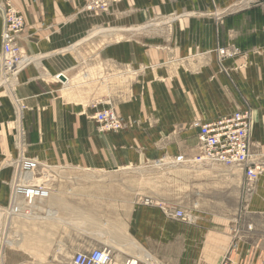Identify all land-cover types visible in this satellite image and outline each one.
<instances>
[{
  "label": "crops",
  "instance_id": "0c3cea01",
  "mask_svg": "<svg viewBox=\"0 0 264 264\" xmlns=\"http://www.w3.org/2000/svg\"><path fill=\"white\" fill-rule=\"evenodd\" d=\"M9 2L25 17L18 44L32 61L15 86L24 109L17 114L0 96V212L11 204L17 157L51 169L48 185L112 186L97 197L53 187L32 218H12L6 234L0 228L3 264H59L61 248L108 249L114 264H221L228 254L235 264H264V175L249 193L237 167L174 164L196 154L194 122L244 110L264 164V0H120L103 13L86 11L84 0ZM3 28L2 17L0 56ZM93 102L115 106L126 130L101 134ZM151 164L165 167L158 182L167 194L179 197L184 186L189 210L165 201L184 219L134 204L117 186L126 182L115 173ZM47 211L57 218L43 219ZM69 215L91 216L92 226L68 237L61 217L67 224Z\"/></svg>",
  "mask_w": 264,
  "mask_h": 264
},
{
  "label": "built area",
  "instance_id": "2783aa9c",
  "mask_svg": "<svg viewBox=\"0 0 264 264\" xmlns=\"http://www.w3.org/2000/svg\"><path fill=\"white\" fill-rule=\"evenodd\" d=\"M85 10L90 12H105L111 5L120 0H84ZM0 0V7L3 8L2 17L4 28L1 34L2 54H1V77L10 80L15 77L24 60L21 56L20 48L17 44L18 36L23 32L25 21L23 15L11 5L3 4ZM221 55L225 51L221 50ZM60 80V76H57ZM99 102L93 104L95 110L94 119L101 133H118L124 129L122 118L118 116L115 109L109 105ZM252 112L250 110L236 111L228 117H223L212 122L198 124V145L201 158L198 161L206 165L220 164L230 167L241 168L245 175L247 191L253 188L256 181L264 172V164H253L250 162L252 156ZM176 163L186 162L184 156L175 159ZM17 171L15 179L11 185V192L14 195L12 205L8 211L18 213L21 202L32 204L37 200L47 199L50 189L43 185L31 183L29 178L38 169V163L20 157L16 163ZM245 185V186H246ZM141 203L145 206H153L152 199H144ZM166 214L170 218L184 219V214L174 208L166 209ZM70 264H114L112 253L108 249L93 248L87 251L76 253ZM126 264H133L128 261ZM136 264H138L136 262ZM221 264H235L229 254L226 255Z\"/></svg>",
  "mask_w": 264,
  "mask_h": 264
},
{
  "label": "rangeland",
  "instance_id": "374dc122",
  "mask_svg": "<svg viewBox=\"0 0 264 264\" xmlns=\"http://www.w3.org/2000/svg\"><path fill=\"white\" fill-rule=\"evenodd\" d=\"M2 2H3V4H6L7 3V4L11 5L14 9L18 10L17 8H15L9 2V0H2ZM7 4H6V6H7ZM18 11L23 15V13L20 10H18ZM93 13H103V12H93ZM215 14H216L215 12L212 13L213 16H215ZM23 17H24V15H23ZM0 18H2V14L1 13H0ZM24 21H25V17H24ZM24 29H25V27H24ZM21 33H23V32H21ZM19 36H18V39H19ZM18 39H17V44H18ZM18 46H19V44H18ZM19 48H20V46H19ZM221 50H223V49H219V51H218L220 55H221V53H220ZM20 51H21V56H22L23 60H25V61H24V64L21 66L19 73L15 77L11 78L10 80H4L1 77V72H0V78H2V79H0V96L1 97L2 96H5L6 98H8L11 101V103H12V105H13L16 113H17V107H19L20 111H22L24 109V107H23L24 102H23V100H21V99H19L17 97V95L15 93L16 92L15 86L17 85L16 83H17V81L19 79V76H20L21 72L32 61L31 60V57L25 55L24 52L21 50V48H20ZM221 56H223V55H221ZM224 56H231V54L226 53ZM26 57H28L30 59H28V58L26 59ZM0 67H1V57H0ZM133 78L134 77L131 75V79H133ZM9 82H10V85H9ZM5 87H6V89H5ZM15 100L17 101V104H16ZM94 103L95 102H93L91 104V106H93ZM100 104H101L100 106L107 105V104H102V103H100ZM109 106L111 107V105H109ZM112 107L115 109V111L118 114V116L120 118H122V116L118 112L117 108L115 106H112ZM94 114L95 113H93V112L91 114V119L93 121H95ZM122 119L124 120V118H122ZM9 122L10 121H8L7 124H9ZM124 122L125 123H124V129L123 130H126V128H127L128 125H127V122L126 121H124ZM95 123H96V121H95ZM200 123L201 122H198L197 121V122H194L192 124V129L195 130V133L196 134H197V131H198L197 125L200 124ZM251 131H252V127H251ZM15 141H17V133L15 135ZM16 143L17 142H15V144ZM252 151H253V143H252ZM252 155L253 156H251V159H250V162L251 163L256 164V165L262 164V163H260V162L257 161V160H259L258 158H254L255 157V154L253 152H252ZM181 156H184V155H181ZM25 158L30 159V160H33V161H35V162L38 163V169L33 174V178H35L36 180L39 179V183L38 182L37 183L38 184H45L46 187L48 189H50V190L51 189L53 190V187L54 188L61 187V188H64V189L67 188L68 195L71 196V195H76V193H78V191H80L82 188H85L86 187L87 191H89V194L92 197H94V196L97 197V192L98 191H101L102 194H105L106 192H108L110 190V187L112 186V185L107 184V183H92L90 180H89L90 183L89 182L82 183L81 181H79L80 183H75V182H73V183H65V184L54 183L52 185L50 183V185H48L49 184L48 183V180L50 178L53 179V174L51 172L52 170L51 169H47V168H43V166H41V163L38 162L36 159H31V158H28V157H25ZM184 158L186 160V162H184V163H189L190 165H193V166L194 165H196V166H204V165H202L198 161V158H201L199 145H197L196 154L193 157L184 156ZM19 159L20 158L17 157L15 160L11 161V163H10V165H12L13 169L15 168V172L17 171V165H16V163H17V161ZM174 164L175 165H178L179 163H176V161H174ZM181 164H183V163H181ZM210 165H212V164H210ZM206 166H208V165H206ZM164 168L165 167L157 166L156 164H151V165H145L144 167H141V168H133V169H130V170H127V171H121L119 173H115L116 175L118 174L119 176H124L125 179H123V180L126 182V183L123 182V183H121L120 185H117V186H121V188L123 189L122 191H125V192L126 191H128V192L131 191L132 192V195H133L132 202L134 204H137V203L142 204L141 201L144 200V199H147L146 197H149V199L153 198L152 200L154 201V205H157V206H160V207H165L166 209H172V208H174V207L171 206L170 203H166V202H174L175 204H177V207L178 208L184 209V210H189L187 207L188 206H191L192 202H191V200L188 199L187 193L185 192V188H184V186L182 184H180L179 197H176V195H171L170 193L167 194L164 191V188L161 187L162 186V183H159L158 182V180L162 176H166L168 174V173L164 172L165 171ZM239 169H241V168H239ZM263 175H264V172L260 176L259 180L263 177ZM244 178H245V175H244ZM38 184H36V185H38ZM245 185H246V180H245ZM254 185H253V188L252 189L248 190L249 193H251L252 190H254V188L256 186V185L255 186ZM246 187H247V185H246ZM162 192H164V194H162ZM248 192L247 191L245 192L246 193L245 194V199H241V203H239V208L240 209H241V206H242L243 209L244 208L246 209V206H247V204L249 202L248 199H246V195H248ZM102 194L100 195L101 197L104 196ZM161 195H165L166 196V198L163 199L164 201L160 198ZM94 203H95L96 207H98V204H97L98 201L95 200ZM11 205H12V203H11ZM101 207H102V205H101ZM0 214H2V215H0V226H1L0 228L1 229H3V227L6 228L5 225L7 224L6 221L8 220V227H7V230H8L9 227H10V221H9L10 219H8V218H10L9 216H11V214L8 211L7 208H3L2 209V212H0ZM46 216L47 217L50 216L51 218H45ZM16 217L25 218V217L18 216V215L17 216H14V218H16ZM32 217H33V215H32ZM32 217H29V218H32ZM56 218H57L56 217V214H54L52 211H47V213L43 216V219H46V220H49V221L55 220ZM96 218H100L101 219V221H102L101 224L102 225L107 224L108 216H100V217H96ZM184 218H185V215H184ZM26 219H27V217H26ZM64 219H66V218L61 217V226L64 227V228H66V229L68 228V232H67L68 233V237L73 236L76 233L75 232V229L76 228L91 227L92 226V224H91V216H88V217H81V216L80 217H77L75 215H72V216L69 215L68 216V219H67V224L63 223V220ZM0 238H1V235H0ZM7 239H6L7 242H13V239L12 238H7ZM16 240L18 241L19 238L16 239ZM3 242H4V239H3L2 243ZM19 243H21V242H19ZM5 244H7V243H5ZM8 244H10V243H8ZM58 250H59V254H58L59 257L57 258V263H59V264H70L73 256L76 253L82 252V251H87L88 249H82V250L76 252L75 254H74V252L76 251V249H73V248H61V249H58ZM0 264H3V262H2L1 259H0Z\"/></svg>",
  "mask_w": 264,
  "mask_h": 264
},
{
  "label": "bare ground",
  "instance_id": "6f19581e",
  "mask_svg": "<svg viewBox=\"0 0 264 264\" xmlns=\"http://www.w3.org/2000/svg\"><path fill=\"white\" fill-rule=\"evenodd\" d=\"M0 12L3 13V8H1V7H0ZM27 58H28V57H26V59H27ZM28 59H30V58H28ZM76 60H77V59H76ZM24 61H25V60H24ZM27 62H28V61H27ZM25 67H26V66H25ZM82 68H83V67H82ZM82 68H81V69H82ZM22 69H23V68H22ZM87 69H89V68H87ZM84 70H85V69H84ZM88 71H89V70H88ZM86 72H87V71H86ZM82 75H83V74H82ZM92 75H93V74H92ZM65 76H66V75H65ZM93 76H94V75H93ZM66 77H67V76H66ZM56 78H57V77H56ZM99 78H101V77H99ZM0 79H2V78H0ZM85 79H86V78H85ZM80 80H82V79H80ZM65 81H66V80H65ZM65 81H64V82H65ZM10 82H11V81H10ZM10 82H9V85H10ZM12 82H13V81H12ZM65 83H66V82H65ZM7 84H8V83H7ZM66 84H67V83H66ZM71 84H72V83H70L69 85H71ZM91 84H92V83H91ZM67 85H68V84H67ZM69 85H68V86H69ZM5 86H6V85H5ZM12 86H13V85H12ZM12 86H11V87H12ZM7 87H8V86H7ZM70 88H71V87H70ZM5 89H6V87H5ZM8 89H9V88H8ZM10 90H11V89H10ZM20 138H21V137H20ZM251 139H252V138H251ZM20 140H21V139H20ZM26 147H27V146H26ZM252 156H253V155H252ZM188 160H189V159H188ZM188 160H187V161H188ZM195 162H196V161H195ZM178 165H179V164H178ZM233 171H234V170H233ZM31 177H33V176H32V173H31V176H30L29 178L31 179ZM37 182L39 183L38 180L33 179V178L31 179V183H32V184H38ZM38 185H40V184H38ZM41 185H42V184H41ZM49 197H50V195H49ZM49 197H48V198H49ZM48 198H47V199H48ZM12 199H14V195H13V193H12ZM12 199H11V203H12ZM20 204H21V206H20V209H19L18 213H11V216L8 215V216L10 217V218H8V219H10L9 221H11V219L14 218V216H17V215H18V216L25 217V218L27 217V219H28L29 217H32V215H33V214H32V213H33V210L31 211V208H32V206H33L34 203H32V204L29 205V204H27V203L25 204L24 202H21ZM10 205H11V204H10ZM35 208H36V207H35ZM39 211H40V210H39ZM25 212H26V213H25ZM8 214H9V213H8ZM45 218H51V217H50V216H49V217L46 216ZM40 219H41V218H40ZM6 222H7V224L5 225V226H6L5 230L7 231L8 220H7ZM6 231H5V234H6ZM5 234H4V235H5ZM6 236H7V235H6ZM28 237H29V236H28ZM5 243H10V244H11V242H7L6 237L4 236V242H3V244H5ZM11 245H12V244H11ZM2 252H4V251H2ZM2 260H3V259H2ZM132 263H133V264H136V261H132Z\"/></svg>",
  "mask_w": 264,
  "mask_h": 264
},
{
  "label": "water",
  "instance_id": "95a60500",
  "mask_svg": "<svg viewBox=\"0 0 264 264\" xmlns=\"http://www.w3.org/2000/svg\"><path fill=\"white\" fill-rule=\"evenodd\" d=\"M61 78H62V80H66V78L64 76H62Z\"/></svg>",
  "mask_w": 264,
  "mask_h": 264
}]
</instances>
